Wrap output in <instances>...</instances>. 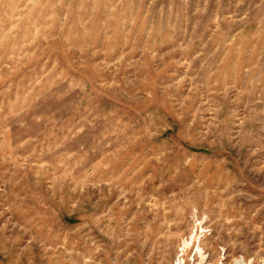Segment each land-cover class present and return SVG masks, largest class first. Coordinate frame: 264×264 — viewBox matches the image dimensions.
Listing matches in <instances>:
<instances>
[{
  "label": "rangeland",
  "instance_id": "1",
  "mask_svg": "<svg viewBox=\"0 0 264 264\" xmlns=\"http://www.w3.org/2000/svg\"><path fill=\"white\" fill-rule=\"evenodd\" d=\"M0 264H264V0H0Z\"/></svg>",
  "mask_w": 264,
  "mask_h": 264
}]
</instances>
